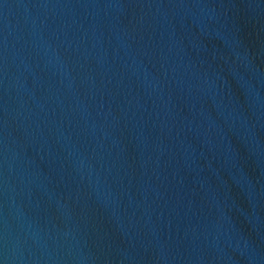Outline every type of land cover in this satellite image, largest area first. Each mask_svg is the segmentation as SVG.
<instances>
[{"label":"water","instance_id":"water-1","mask_svg":"<svg viewBox=\"0 0 264 264\" xmlns=\"http://www.w3.org/2000/svg\"><path fill=\"white\" fill-rule=\"evenodd\" d=\"M0 264H264V0H0Z\"/></svg>","mask_w":264,"mask_h":264}]
</instances>
